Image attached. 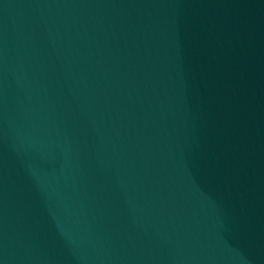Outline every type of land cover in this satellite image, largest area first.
Here are the masks:
<instances>
[{"label": "water", "instance_id": "1", "mask_svg": "<svg viewBox=\"0 0 264 264\" xmlns=\"http://www.w3.org/2000/svg\"><path fill=\"white\" fill-rule=\"evenodd\" d=\"M0 264H264V0H0Z\"/></svg>", "mask_w": 264, "mask_h": 264}]
</instances>
